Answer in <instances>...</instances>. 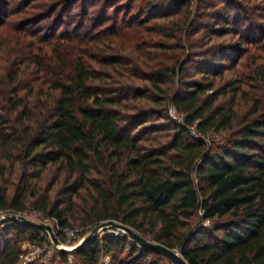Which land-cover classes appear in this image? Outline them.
<instances>
[{
  "label": "trees",
  "instance_id": "16d2710c",
  "mask_svg": "<svg viewBox=\"0 0 264 264\" xmlns=\"http://www.w3.org/2000/svg\"><path fill=\"white\" fill-rule=\"evenodd\" d=\"M192 1L52 0L21 30L0 18L13 31L0 37V210L32 209L62 227L115 220L190 264H264V23L250 21L241 0ZM208 15L215 20L203 22ZM46 18L50 31L29 28ZM203 28L239 41L197 50ZM194 56L201 79H188ZM222 131L230 133L217 142ZM53 169L54 197L42 184ZM48 235L7 219L0 264L19 262L23 239ZM72 253L84 264L103 253L112 260L102 264L169 259L114 234Z\"/></svg>",
  "mask_w": 264,
  "mask_h": 264
},
{
  "label": "rangeland",
  "instance_id": "374dc122",
  "mask_svg": "<svg viewBox=\"0 0 264 264\" xmlns=\"http://www.w3.org/2000/svg\"><path fill=\"white\" fill-rule=\"evenodd\" d=\"M23 1L24 0H0V18L1 19L7 18V21H6L7 23H13L12 27L13 28L18 27L20 30H21V27L19 26V23H18L20 20L33 19L34 21V19L38 17L39 14L44 12L45 7H46L45 4L47 3L49 4L50 2H52V0H37L28 6V4H26L25 1L24 2ZM214 1L221 2L220 0H214ZM241 1L244 4H247L246 6L248 8V13H250L251 15L250 21L254 22L258 20V23H260L261 20H263V23H264V19L260 18V14H264V0H250V1L241 0ZM196 2L197 0L192 1L193 6L196 4ZM169 8L170 10H173L172 12H173L174 18L178 19V18L183 17L184 11H182L183 10L182 8L181 9L177 7H169ZM193 16L194 14H192V17ZM214 20H215L214 17L208 15L206 18L203 19V22H213ZM51 24H52V18H46L39 24H35L33 22L32 26L29 28L33 27L35 29L36 28L41 29L42 32H45V31L51 30V27H50ZM73 24H76V22H74ZM242 24L243 25L239 29L240 34L242 33L244 34V31L246 29H243V28L247 24V22H243ZM89 26L90 25L88 24L85 25L83 29H79L80 30L79 32L82 33L88 30ZM61 29L64 30L65 26H62ZM6 30H7L6 27H3V28L0 27V37L7 39L8 37H10V35L12 36L13 31L11 32V34H8ZM209 33H210L209 29L203 28L202 31H200V33L197 35V38H198L197 39L198 40L197 50L200 49L203 51L209 46H212L214 44L217 47L222 48V46L224 47V46H227L228 44H235L239 41V35L235 33L234 34L229 33L225 36H219V37L210 35ZM206 42L208 43L206 44ZM243 44L244 46H248L246 43H243ZM252 51H250L249 53H251ZM249 53H245V55H243V57L239 60L238 66H240L241 63L247 60ZM193 58H194L192 59L193 61H191L188 64V68H187V72L189 75L188 79L190 78L201 79L202 78L201 75H197L195 73V70L197 68L198 61L201 60L202 58L200 56H196V57L194 56ZM230 76H231V70L226 69L222 73V75L217 76L216 78L217 85L222 84ZM180 120H182V117ZM229 133L230 132L228 131H222L216 134L213 133L212 135L213 137L215 136L217 142H223L227 139L226 137L229 135ZM55 174H56V169H53L47 172V174H45V178L42 181V184L45 186V188L52 187L50 194L53 197L58 191V188L60 186L59 183L55 184ZM11 214H19V213L6 212V211L0 210V219L3 218L4 216H9ZM21 214L25 215L30 220H33L36 222H41L44 219H47L42 213L33 211L32 209H29L25 213H21ZM6 220L7 219H4L0 224L4 225ZM20 221H25V220H20ZM210 222H211L210 220H206L204 223L209 224ZM50 223L53 225V231L61 242L58 245H56L52 236L50 235L48 231H47L49 233L48 239L43 244L40 242H32L31 240L23 239L22 241H20L19 245L21 246L22 249H24V252L26 255L23 256L22 260L18 264H84L80 260V258L74 255L70 250L67 249L68 254L66 258L61 256L60 250L62 249L63 246L78 245L84 240L86 236H88L92 232L93 229L91 227L89 228V226H86V227L82 226V227H79L80 232H76L77 228L75 227H64L63 230H60V225H58L56 222H53L51 220ZM110 228L111 227L108 226V227H105V229H99L98 232L94 234L93 236L101 237L102 236L101 233L103 232L110 234L111 233ZM10 236H11V239H14L16 237L13 231L10 232ZM126 252L127 250L125 251V253ZM111 260H112V254L103 253L101 255L100 264L106 263V262L108 263ZM160 264H174V263L170 259H164L162 260Z\"/></svg>",
  "mask_w": 264,
  "mask_h": 264
},
{
  "label": "water",
  "instance_id": "95a60500",
  "mask_svg": "<svg viewBox=\"0 0 264 264\" xmlns=\"http://www.w3.org/2000/svg\"><path fill=\"white\" fill-rule=\"evenodd\" d=\"M4 219H16V220H25V221L30 220L25 215H20V214H11L9 216H4L3 218L0 219V222H2ZM30 221L40 225L45 230H47L50 233V235L52 236L56 245H58L60 243L59 238L54 233L53 228L50 224H45L42 222H36L33 220H30ZM107 225H113L115 227H120V228L124 229L129 234V236L131 238H133L135 241H137L139 244L158 250L159 252L166 255L174 264H190L176 248H172V247H169L163 243L153 241V240L147 238L146 236L142 235L140 232L136 231L134 228H132L126 224H123L121 222H117L115 220L105 221L102 224L93 228L92 232L88 236H86L81 243L76 245L74 248L70 249V251L73 252L74 250L83 246L87 242V240H89L94 234H96L98 232L100 227L107 226Z\"/></svg>",
  "mask_w": 264,
  "mask_h": 264
},
{
  "label": "built area",
  "instance_id": "2783aa9c",
  "mask_svg": "<svg viewBox=\"0 0 264 264\" xmlns=\"http://www.w3.org/2000/svg\"><path fill=\"white\" fill-rule=\"evenodd\" d=\"M171 113H172V115H173V117L174 118H176V119H181V117H182V114L181 113H179L178 112V110L175 108V106H173L172 108H171ZM194 133H195V135L197 136V134H196V132L195 131H193ZM20 215H22L21 213H19ZM47 219H44L43 221H41L42 223H45V224H50L51 226H52V228H53V225L50 223V221L52 220L53 222H56L58 225H60V223L55 219V218H52V217H49V216H46V215H44ZM108 226H110L111 228V233L110 234H114V235H129L124 229H122V228H120V227H115V226H113V225H107V226H103V227H100L99 229H105V227H108ZM64 229V227H62L61 225H60V230H63ZM76 232H80L79 231V228H77L76 229ZM104 233V234H103ZM103 233H101L102 234V236H104V235H106L107 233H105V232H103ZM60 241V240H59ZM61 242V241H60ZM48 243H50V242H48ZM76 245H74V246H63L62 247V249H65V250H70V249H72V248H74ZM71 247V248H70ZM26 254H25V252H24V249H23V253L21 254V256H20V260H19V262L18 263H20V261L22 260V258H23V256H25ZM17 263V264H18ZM107 263V262H106Z\"/></svg>",
  "mask_w": 264,
  "mask_h": 264
}]
</instances>
